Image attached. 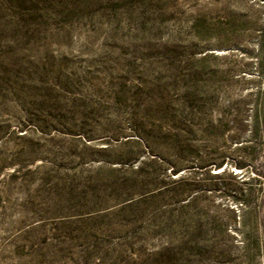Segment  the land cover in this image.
<instances>
[{
	"label": "rangeland",
	"instance_id": "obj_1",
	"mask_svg": "<svg viewBox=\"0 0 264 264\" xmlns=\"http://www.w3.org/2000/svg\"><path fill=\"white\" fill-rule=\"evenodd\" d=\"M0 264H264V0H0Z\"/></svg>",
	"mask_w": 264,
	"mask_h": 264
}]
</instances>
